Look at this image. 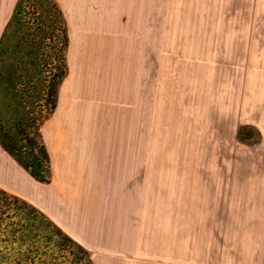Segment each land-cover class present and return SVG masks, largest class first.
<instances>
[{"label": "rangeland", "instance_id": "374dc122", "mask_svg": "<svg viewBox=\"0 0 264 264\" xmlns=\"http://www.w3.org/2000/svg\"><path fill=\"white\" fill-rule=\"evenodd\" d=\"M17 1L1 132L49 174L0 143V228L43 212L36 264H264V0H28L8 25Z\"/></svg>", "mask_w": 264, "mask_h": 264}, {"label": "trees", "instance_id": "16d2710c", "mask_svg": "<svg viewBox=\"0 0 264 264\" xmlns=\"http://www.w3.org/2000/svg\"><path fill=\"white\" fill-rule=\"evenodd\" d=\"M28 2V0H18L15 8L12 11V15L8 19L7 24L10 25L11 22L15 19V21L20 20V15L23 10V6ZM40 33L43 34V42L48 38L46 36L47 32L46 26L41 23L39 26ZM2 42V40H0ZM1 46V43H0ZM1 49V47H0ZM60 81V79H59ZM58 88V87H57ZM57 90V89H56ZM55 94L56 92H52L49 96V100L46 102V105L48 107L47 111L53 110L55 107ZM2 116H0V143H2L5 146V149L13 156H15L20 163L23 165L25 170L37 181L40 182H48V175L49 169H48V153L46 150V147L42 143H37L34 139L29 137V134L25 132L24 129L18 130L21 133V140L23 144H21V148L17 150V148L12 147L10 144H12V139L5 138V135L1 132L2 129ZM18 128H21L18 126ZM24 133V134H23ZM24 135V137L22 136ZM23 137V138H22ZM20 147V146H19ZM7 192L4 190H0V196L6 195ZM8 195V194H7ZM12 198V196H10ZM2 198H0V201ZM36 211H38V217L34 218V220L38 221V218L43 221L45 226L36 225V224H25L26 222H23L22 220H15L13 222V219H15V216L9 217L11 218V222L7 223V225H4V228H0V233H3L5 235V239L8 240V244L5 247H10L13 244L17 243V246L13 247L14 250V256L18 259V262H21L22 264H36V260L38 259V251L36 250L38 246H35L36 242H39V237H43V234L41 233V228H46L51 226V220L48 219L43 212H40L38 209L35 208ZM23 218V217H22ZM10 221V220H9ZM48 225V226H47ZM32 228H35L33 230ZM40 230V233H39ZM34 232V233H33ZM59 232V231H58ZM60 233V232H59ZM39 239V240H38ZM29 241L30 245H28L27 248L22 250L21 246L22 244H25V241ZM28 243V242H27ZM34 246V247H33ZM2 255V254H1ZM3 257V258H1ZM5 262L4 256H0V264H3Z\"/></svg>", "mask_w": 264, "mask_h": 264}, {"label": "crops", "instance_id": "0c3cea01", "mask_svg": "<svg viewBox=\"0 0 264 264\" xmlns=\"http://www.w3.org/2000/svg\"><path fill=\"white\" fill-rule=\"evenodd\" d=\"M3 17V16H2ZM2 17H1V19H2ZM1 22H2V20H1Z\"/></svg>", "mask_w": 264, "mask_h": 264}]
</instances>
